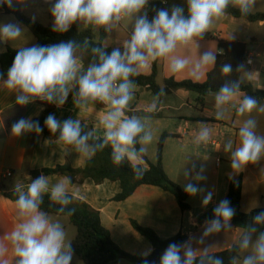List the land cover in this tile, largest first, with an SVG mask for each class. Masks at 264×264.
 Listing matches in <instances>:
<instances>
[{"label":"clouds","instance_id":"1","mask_svg":"<svg viewBox=\"0 0 264 264\" xmlns=\"http://www.w3.org/2000/svg\"><path fill=\"white\" fill-rule=\"evenodd\" d=\"M25 0H0V6L13 9ZM257 0H185L184 5L173 4L170 8L152 10L149 19L150 0H55L51 4L52 30L66 33L73 24L82 29L111 33L120 25H127L129 35L122 42V49L114 48L108 53L105 46H92L88 39L82 43L68 40L46 46L20 47L6 76L0 72V82L5 89L15 94V103L26 106L36 101L62 107L72 95L76 108L100 102L106 111L99 121L101 134L95 129L85 131L80 119L59 121L53 114L46 117L44 124L56 137L58 144L71 148L76 153L91 157L105 147L111 148L112 161L120 166L128 162L139 177L146 146L153 136L148 130L150 115L143 117L127 115L130 102L134 99L136 84L132 77L141 75L152 63L164 61L171 74L188 72L198 77L209 66L215 67L216 53L209 49L193 61L186 50L204 39L213 24L224 17L229 7L238 9L241 16L249 15ZM24 29L18 22L0 23V44L18 40ZM91 50V59L84 64L83 53ZM80 53V54H78ZM240 65L238 71L243 70ZM232 65L223 64L220 73L227 78L232 74ZM240 80L226 79L215 92L216 118L223 119L226 106L235 108L244 119L238 128V142L229 140L224 151L230 154L231 169L241 171L248 164H256L264 158V135L258 134L257 121L251 118L255 110L264 113V106L257 98L241 93ZM163 89L157 93L147 112L154 113ZM238 103L233 102L237 100ZM43 132L39 121L21 118L11 127V135L20 137L27 133ZM210 130L202 127L195 143L207 144ZM140 145L137 148V145ZM184 174L196 181L205 177L192 169H183ZM72 181L62 177L52 183L41 174L26 186L14 185L17 222L12 230L0 237V264H71L73 249L67 239L63 224L42 209L47 195L51 204L59 205L57 215L72 214L69 210L73 197L69 192ZM184 190L191 196L204 191L196 184L188 183ZM211 191L203 197L202 205L212 200ZM235 209L230 201L221 200L213 209L212 219L206 220L202 236L196 244H204V238L220 232L237 230L239 236L233 245L229 264H264V211L258 212L252 223L233 229L231 220ZM211 246L194 247L193 238L183 243H170L159 258V264H225L223 258L211 251ZM11 249L13 259L6 258ZM145 257L150 252L144 254ZM143 264H150L147 258ZM155 264V262H151Z\"/></svg>","mask_w":264,"mask_h":264},{"label":"crops","instance_id":"2","mask_svg":"<svg viewBox=\"0 0 264 264\" xmlns=\"http://www.w3.org/2000/svg\"><path fill=\"white\" fill-rule=\"evenodd\" d=\"M263 1L260 0L259 3ZM54 2L55 0H25L23 4L15 6L30 19L45 26H53L54 21L50 13V7ZM259 11L261 10L254 8L252 12ZM3 17L7 18L6 22L13 20V22H18L12 15L0 13V23L5 22L1 19ZM19 24L22 25L21 23ZM258 24L263 25L264 22H258ZM250 26L251 23L245 19L233 18L226 14L216 22L214 31L211 32L209 30L208 34L226 41L244 43L246 46L245 59L250 61V63L242 64L244 67L240 73V81L249 83L256 89L261 88L264 90V36L259 37L256 30L250 29ZM129 32L128 26L122 24L111 33H106L103 45L111 49L119 47L123 50L122 42L128 37ZM18 40L8 44H0V53L5 51L6 46L11 48L22 47L16 44ZM34 44L35 38L32 36V39L30 38V41H28L29 46L25 47H31ZM199 44V49L192 45L186 50V54L193 61L205 50L211 49L216 54L218 52L216 41L209 36H205ZM157 64L156 80L160 85H162L164 79L166 80L169 77L177 81L189 79L194 82H203L206 79L207 72L213 68L209 66L196 77L187 71L173 75L168 70L166 62L159 61ZM150 71L151 66L142 74H149ZM159 77L162 82L158 81ZM214 95L212 93L207 94L202 104H199L197 101L198 95H192L190 91L184 89L173 90L171 93L159 98L157 110L149 114L147 108L152 103L154 96L144 88L136 87L134 99L130 102L127 110V115L151 116L148 121V129L154 132L156 144L163 133L177 135V137H167L165 139L162 149V163L169 179L178 184L182 190L189 183L183 179L184 167H182V163H184L185 167L186 164L193 163L192 157L197 154L195 138L198 135L199 128L207 127L210 130L211 138L207 144H210L211 147L214 145V152L218 155L226 152L224 151V146L215 140L217 136H220L219 132L214 133L212 131L215 128L218 131L222 130L221 138H225L223 136L225 133L233 140L235 146L238 142V128L244 119L249 118L240 117L237 115L235 108L228 105L226 106L227 110L223 119H217L216 113L213 112L216 110ZM144 96L147 100L139 105L140 99ZM233 103H238V98ZM260 105L264 106V101ZM53 106V109L46 114L45 119L50 114H53L61 122L69 118L80 119L81 122L91 124L92 129H95L98 135L101 134L99 121L106 111L104 104L100 102L91 103L80 109L74 106L72 97H68L67 102L62 107L58 108L54 104ZM43 110L44 105L39 101L26 106L17 105L15 103V94L5 89L2 82H0V182L4 184L3 180L6 178L15 177L14 181L10 183L9 189H13L17 183L25 186L30 183L32 180L31 171L55 167L67 162L72 168H81L91 158L76 153L71 148L66 149L65 146L58 144L56 139L51 136L37 135L35 132L27 133L20 137L11 135V127L14 122L21 118L34 119L41 115ZM251 118L257 121V133L264 135V113L257 109L253 111ZM31 143L33 146L29 148ZM226 154L228 161H226L224 170L219 172L214 169V175L209 179L205 193V195L209 191L213 193L209 205L206 207H195L190 203L192 198L190 196L187 203H189L191 209L184 213L180 211L176 199L171 193L151 185L139 186L132 195L123 201L112 200L113 196L119 192L117 182L104 181L101 184H95L91 179L87 178L82 182L71 184L69 192L99 211L102 225L109 231L111 239L121 249H125L124 251H128L133 255L145 257V253L150 252V255L153 253V247L144 236L132 228L130 220L136 221L140 226L153 229L162 239H167L182 231L187 234L189 240L190 237L193 238L194 235L203 230L204 223L197 226L198 217L207 210L214 209L221 200H224L228 184L237 179L238 176L242 177V192L239 203L242 212H249L257 208V204H254L251 199L257 198V203L264 200V158L256 164H248L239 172H234L230 166V154ZM145 156L148 161L154 162L156 146L153 150H146ZM140 166L143 169L148 168L147 163L143 159ZM195 170L196 173L201 172L199 166H196ZM6 173H10V176H6ZM47 176L52 183L65 177V175L61 174ZM199 182L195 183L197 187L200 186ZM248 190H250V193H248ZM14 202L0 193V210L4 215L8 216L9 220L13 219L12 212L16 214ZM261 207L264 208V206ZM258 230L264 231V226H259ZM238 236L239 232L237 230L232 232L222 231L209 236L208 243L211 244V251L222 250L234 245ZM163 252L164 250L160 253V256Z\"/></svg>","mask_w":264,"mask_h":264},{"label":"trees","instance_id":"3","mask_svg":"<svg viewBox=\"0 0 264 264\" xmlns=\"http://www.w3.org/2000/svg\"><path fill=\"white\" fill-rule=\"evenodd\" d=\"M173 4L184 5L185 0H150L148 7L149 19L154 16L153 8H170ZM0 13L6 15H12L19 23L24 25L31 35L35 38L34 45L46 46L50 44H57L62 41L74 40L82 43L85 39H88L92 46H104L103 40L106 37V32L101 29L99 32H93L91 29H82L79 24H73L72 27L66 33H57L52 30V25H42L26 15H24L17 6L13 9H9L7 6H0ZM227 15L233 18H242L250 23L264 22V11L251 12L247 16H241L238 9L229 7ZM213 38L217 43V54L215 67H213L206 74V79L203 82H194L189 79L177 81L172 77L164 79L162 85L157 83V62L152 63L151 71L149 74H142L136 77H132L136 84V87L144 88L149 91L153 96L163 89L164 95L171 93L173 90L184 89L190 92H195L198 97L197 101L202 104L204 97L207 94H215L221 84L228 80H240V73L238 68L242 65L243 60L246 57V46L242 42L226 41L219 37H213L210 34H206ZM19 48H11L6 46L4 52L0 53V72L6 76L7 69L11 66L16 52ZM108 53H111L113 49L106 47ZM80 54V53H78ZM83 60L85 66L91 59V50L83 54ZM232 65V74L225 78L221 75L220 69L223 64ZM240 89L243 94L253 96L258 99L259 103L264 101V90L256 89L249 83L240 84ZM163 95L160 96V98ZM69 97H72L70 94ZM44 105V110L41 115L32 119L33 121H39L40 126L43 128L41 134L45 136H51L56 139L47 129L44 124L46 114L53 109V104H47L39 101ZM126 114H128L126 112ZM85 131H90L92 125L81 122ZM167 137H177V135H168L166 133L161 134L156 144V156L155 161L150 162L143 155V160L147 163L148 168L143 169V174L137 177L133 172L131 165L128 162L117 166L112 161L111 148L105 147L103 150L97 151L90 159L85 162V165L81 168H72L68 162L62 165H56L55 167L42 168L30 172L32 180L36 179L39 175H54L62 174L65 177H70L73 183L82 182L89 178L95 184H101L104 181L117 182L119 185V192L112 198L114 201H123L127 197L133 194V192L141 185L156 186L163 191L171 193L178 204V207L182 213L191 209L188 198L191 196L182 190L181 187L171 181L164 171L162 163V149L164 141ZM140 145H137L139 148ZM195 184V183H193ZM242 192V177L238 176L237 179L231 181L227 187V193L224 199L230 201V205L235 209V215L231 220L232 226L235 228L244 227L252 223L253 217L260 211H264V208H254L249 212H242L240 210V200ZM0 193L7 199L15 201L16 196L13 193V189L7 188L2 182H0ZM264 195V194H263ZM72 203L68 206L69 210H74L72 214H68V210L65 213L57 215V209L59 205L51 204L48 196L44 198L42 209L49 214L56 216L68 217L70 224L75 227L76 234L71 242L73 253L79 259V263L74 264H112L117 259H123L133 264H143L145 258L148 261L153 257L154 251L159 250L160 253L167 248L170 243H183L188 240L186 233L179 231L172 237L167 239L160 238L157 233L145 226H140L136 221L130 220V224L134 230L140 235L144 236L152 245L153 253L147 257H140L130 254L121 249L110 236L109 231L102 225L99 211L93 209L84 200L73 196ZM213 209H209L197 219V226L202 225L206 220L212 219ZM233 245L218 251H214L216 255L223 258L225 264H229L230 257L234 255L231 251ZM150 264L152 261H149ZM155 264H158L159 257Z\"/></svg>","mask_w":264,"mask_h":264},{"label":"rangeland","instance_id":"4","mask_svg":"<svg viewBox=\"0 0 264 264\" xmlns=\"http://www.w3.org/2000/svg\"><path fill=\"white\" fill-rule=\"evenodd\" d=\"M259 2H260V0H257L254 8L257 10H261L263 12L264 11V1L262 3H259ZM1 19H2V21L6 22L7 18L3 17ZM10 19H12V18H10ZM216 22L211 27V29H210L211 32H213L214 29L216 28ZM22 28L24 29L23 34L19 38V40L16 42V44L18 46H22V47L29 46L28 41H30V38L32 39V36L30 35L29 31L25 28V26H22ZM250 29L256 30L259 37L264 36V24L260 25V24H258V22L251 23ZM161 80L162 79L159 77L158 81L162 82ZM190 93L192 95H197L195 92H190ZM140 100H141L140 103H138L139 105L142 104L145 100H147V98H145V96H144ZM213 112L216 113V110ZM199 130H200V128H199ZM221 131L222 130L218 131V129L215 128L212 132H214V133L219 132L220 136H217L215 138V140L224 146L225 143H227L231 139L225 133L223 134V136H225V138H221V135H222ZM151 132H152L153 139H152L151 143L146 146L147 151H149L150 149L153 150L156 146V140H155L154 132L153 131H151ZM230 135H231V133H230ZM32 146L33 145L31 143L29 148H32ZM214 149H215L214 145L211 147L210 144H199V145H197V149H196L197 154L192 157L193 163H190L188 165L186 164V167H185L184 163H182V167H184L185 169H192L193 166H195V167L199 166L202 170V175L205 177L203 180H200V182H199L200 186H198L199 188L203 189L204 191L197 193V195L192 196V198L190 199V203L193 204L195 207L203 206L202 200H203V197H204L206 190L208 188L209 179L211 178L212 175H214V171H215L214 169H217L219 172H222L224 170V168L226 167V161H228V156H226L227 155L226 153H221V154L217 155V154H215ZM216 158L219 159L217 166H216ZM181 175H183V174L181 173ZM195 175H196V170L192 172V176L194 177ZM14 178L15 177L6 178L5 180H3L4 185L8 188L10 186V183H12L14 181ZM183 179L189 183H196L197 182L195 179H192V178L186 176L185 174L183 175ZM248 193H250V190H248ZM251 200L254 202V204H257L256 205L257 208H263L261 206H264V200H261L259 203H257L258 202L257 198H253ZM50 215H52V214H50ZM12 217H13V219L9 220L8 216L4 215L2 213V211L0 210V237H3L5 234L10 232L12 230L13 226L15 225V223L17 222V217H16V214H14V212H12ZM52 217L54 219H58L63 224L65 231L67 233L68 241L72 240L76 234V230H75V227L72 224H70L68 217L66 218V216H56V215H52ZM202 233H203V230L201 232H198L196 235L193 236V246L194 247H201L202 248L204 246H211V244L208 243L209 236L204 238V244H202V245L196 244V240H198L202 236ZM128 253H130V252H128ZM6 258L10 262L14 258L12 255L11 249H9V253H8ZM79 262L80 261L77 258V256L75 254H73V259H72L71 264L79 263ZM112 264H133V263L128 262V261L123 260V259H117Z\"/></svg>","mask_w":264,"mask_h":264},{"label":"water","instance_id":"5","mask_svg":"<svg viewBox=\"0 0 264 264\" xmlns=\"http://www.w3.org/2000/svg\"><path fill=\"white\" fill-rule=\"evenodd\" d=\"M140 89H142V88H140ZM158 257H159V250H155L153 257L149 261H152V262L156 261L158 259Z\"/></svg>","mask_w":264,"mask_h":264},{"label":"built area","instance_id":"6","mask_svg":"<svg viewBox=\"0 0 264 264\" xmlns=\"http://www.w3.org/2000/svg\"><path fill=\"white\" fill-rule=\"evenodd\" d=\"M248 63H250V61H248V60H243V62H242V64H248ZM218 162H219V159H216V166L218 165ZM6 176H10V173H6Z\"/></svg>","mask_w":264,"mask_h":264}]
</instances>
